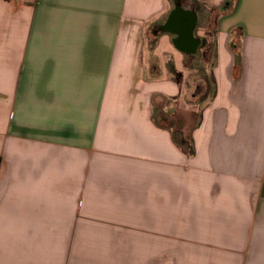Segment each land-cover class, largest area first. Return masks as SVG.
Here are the masks:
<instances>
[{
	"label": "crops",
	"instance_id": "0c3cea01",
	"mask_svg": "<svg viewBox=\"0 0 264 264\" xmlns=\"http://www.w3.org/2000/svg\"><path fill=\"white\" fill-rule=\"evenodd\" d=\"M206 1L189 109L199 0H0V264H264V0Z\"/></svg>",
	"mask_w": 264,
	"mask_h": 264
},
{
	"label": "rangeland",
	"instance_id": "374dc122",
	"mask_svg": "<svg viewBox=\"0 0 264 264\" xmlns=\"http://www.w3.org/2000/svg\"><path fill=\"white\" fill-rule=\"evenodd\" d=\"M199 1V4H195L193 2L192 3L193 5H195L196 10L199 11V31H196V34L197 37L204 43V46L199 50L198 54L195 57L184 58L178 51L174 49V46L171 44V42L169 40H165L164 38L156 42L157 59L161 58V50L170 52L173 55V58L169 60L167 59L168 62L166 68H171L172 70L173 64L178 68H180L181 66L185 67L184 73L181 74L175 70H172V77L177 80L181 79L182 77L184 78L183 80L186 81L188 94L185 97L186 90L182 92V100L185 97L184 103L182 101V107L184 108V104H188L189 109L194 105H199L203 102V99L209 97L207 86L204 84V79L210 76L211 64L213 62L214 55L212 48V39L214 26L217 19V13H215L209 7V4L206 0ZM184 4H191V2H186ZM201 33L203 37L199 36L201 35ZM155 68L159 69L158 60H156ZM96 259L98 262L99 259Z\"/></svg>",
	"mask_w": 264,
	"mask_h": 264
},
{
	"label": "water",
	"instance_id": "95a60500",
	"mask_svg": "<svg viewBox=\"0 0 264 264\" xmlns=\"http://www.w3.org/2000/svg\"><path fill=\"white\" fill-rule=\"evenodd\" d=\"M174 13H176V17H174V19H173V22H174L173 24L174 25H173V28L171 30H174L175 32H177L179 34V36L181 37L179 42H181V39L184 36H186V37H189V39L192 40L191 43L194 44L195 43V41L193 40V32H194V29H195V18H194V15L192 13H190V12H184L183 10H181L179 8H177V10H175L173 12V14ZM183 22H184V25H185L184 31L182 30ZM194 45H196V43ZM194 45H193V47H195Z\"/></svg>",
	"mask_w": 264,
	"mask_h": 264
},
{
	"label": "flooded vegetation",
	"instance_id": "af4514ba",
	"mask_svg": "<svg viewBox=\"0 0 264 264\" xmlns=\"http://www.w3.org/2000/svg\"><path fill=\"white\" fill-rule=\"evenodd\" d=\"M178 8V7H177ZM177 8H176V10H177ZM174 17H176V13H174L170 18H169V21L166 23V25H165V28L167 29H172L173 28V19H174ZM184 29H185V25H184V22H183V25H182V30L184 31ZM181 38V37H180ZM179 40L180 39H178V42H179ZM192 42V40H190L189 39V37H186V36H184L182 39H181V42H179L184 48H187V49H191L192 47H193V45L196 43H191ZM194 46H196V45H194Z\"/></svg>",
	"mask_w": 264,
	"mask_h": 264
},
{
	"label": "trees",
	"instance_id": "16d2710c",
	"mask_svg": "<svg viewBox=\"0 0 264 264\" xmlns=\"http://www.w3.org/2000/svg\"><path fill=\"white\" fill-rule=\"evenodd\" d=\"M161 31H163V32L167 31V29L165 28V26H163V27L161 28ZM1 163H2V159H1V157H0V169H1Z\"/></svg>",
	"mask_w": 264,
	"mask_h": 264
}]
</instances>
